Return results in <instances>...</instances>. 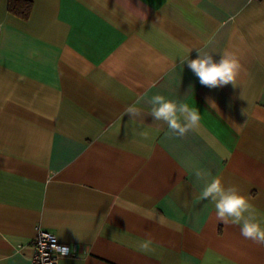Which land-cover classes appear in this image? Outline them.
<instances>
[{
  "label": "crops",
  "instance_id": "crops-1",
  "mask_svg": "<svg viewBox=\"0 0 264 264\" xmlns=\"http://www.w3.org/2000/svg\"><path fill=\"white\" fill-rule=\"evenodd\" d=\"M32 4L21 19L0 0V264H32L37 229L70 246L55 264H264L194 175L237 185L264 226V0ZM197 51L234 53L236 87L201 85ZM155 94L200 126L172 134Z\"/></svg>",
  "mask_w": 264,
  "mask_h": 264
},
{
  "label": "clouds",
  "instance_id": "clouds-1",
  "mask_svg": "<svg viewBox=\"0 0 264 264\" xmlns=\"http://www.w3.org/2000/svg\"><path fill=\"white\" fill-rule=\"evenodd\" d=\"M197 52V57L189 59L187 65L199 78L201 85L217 88L232 84L236 87L241 64L234 53L225 51L216 61L210 53ZM147 103L151 105L149 115L154 121L165 123L168 130L177 137H184L189 131L200 126L201 113L197 106H190L188 102L155 94ZM212 104L215 105L214 102ZM124 115H130L131 121H135L141 116V112L134 105H130L124 109ZM141 135L147 137V133L142 132ZM194 175L197 180L208 178L199 192L198 199L210 201L214 205L217 221L225 225L240 226V235L244 239L264 246V226L257 217L254 205L242 194L240 188L237 185H225L219 177L213 176L210 170L196 169ZM151 244L152 239L148 234L139 248L147 253L152 250ZM58 251L62 256H66L70 249L59 247Z\"/></svg>",
  "mask_w": 264,
  "mask_h": 264
},
{
  "label": "built area",
  "instance_id": "built-area-1",
  "mask_svg": "<svg viewBox=\"0 0 264 264\" xmlns=\"http://www.w3.org/2000/svg\"><path fill=\"white\" fill-rule=\"evenodd\" d=\"M32 244L34 248L32 264H55L61 255L59 247H67L70 249L69 253L71 252L69 245L60 243L55 234L42 229H37Z\"/></svg>",
  "mask_w": 264,
  "mask_h": 264
},
{
  "label": "trees",
  "instance_id": "trees-1",
  "mask_svg": "<svg viewBox=\"0 0 264 264\" xmlns=\"http://www.w3.org/2000/svg\"><path fill=\"white\" fill-rule=\"evenodd\" d=\"M32 5V0H7L8 12L21 19L29 17Z\"/></svg>",
  "mask_w": 264,
  "mask_h": 264
}]
</instances>
